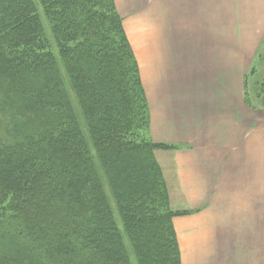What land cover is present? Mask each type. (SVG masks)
<instances>
[{
	"label": "trees",
	"instance_id": "16d2710c",
	"mask_svg": "<svg viewBox=\"0 0 264 264\" xmlns=\"http://www.w3.org/2000/svg\"><path fill=\"white\" fill-rule=\"evenodd\" d=\"M150 131L114 0H0V264H181Z\"/></svg>",
	"mask_w": 264,
	"mask_h": 264
},
{
	"label": "crops",
	"instance_id": "0c3cea01",
	"mask_svg": "<svg viewBox=\"0 0 264 264\" xmlns=\"http://www.w3.org/2000/svg\"><path fill=\"white\" fill-rule=\"evenodd\" d=\"M114 2L152 136L177 147L156 158L172 210L187 213L173 220L181 264H264V108L246 95L264 0Z\"/></svg>",
	"mask_w": 264,
	"mask_h": 264
},
{
	"label": "rangeland",
	"instance_id": "374dc122",
	"mask_svg": "<svg viewBox=\"0 0 264 264\" xmlns=\"http://www.w3.org/2000/svg\"><path fill=\"white\" fill-rule=\"evenodd\" d=\"M259 53L263 54V56H264V43L262 45V52L260 51ZM161 82L164 83L163 81H161ZM161 82H159L158 84L160 85ZM263 85H264V59L260 63H259V60H258L257 61V65L253 66V71H251L250 74H249L248 96H249V104H250V107L252 109L255 108L256 104H260L261 103L260 101H257V97L260 96L258 93L261 91ZM143 87H144V85H143ZM144 90H145V88H144ZM164 91L168 92V90H164ZM145 95H146V92H145ZM261 101L263 103V100H261ZM261 106L263 107V105H261ZM171 108H172V106H170V109L168 107L169 112L173 113ZM172 109L175 110V107H173ZM150 134H151L152 140L154 142H156L154 140L153 136H152V131H150ZM175 148H176L175 150H177L176 146H175ZM175 150H167V151L170 152V151H175Z\"/></svg>",
	"mask_w": 264,
	"mask_h": 264
}]
</instances>
